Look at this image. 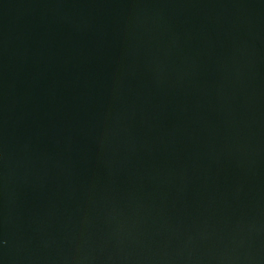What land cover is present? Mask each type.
Here are the masks:
<instances>
[{"label": "water", "instance_id": "1", "mask_svg": "<svg viewBox=\"0 0 264 264\" xmlns=\"http://www.w3.org/2000/svg\"><path fill=\"white\" fill-rule=\"evenodd\" d=\"M0 264H264V0H0Z\"/></svg>", "mask_w": 264, "mask_h": 264}]
</instances>
